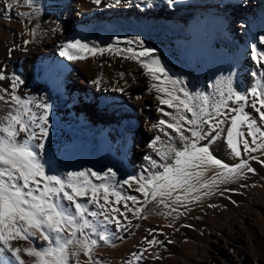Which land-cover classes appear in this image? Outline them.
<instances>
[{"label":"bare ground","instance_id":"6f19581e","mask_svg":"<svg viewBox=\"0 0 264 264\" xmlns=\"http://www.w3.org/2000/svg\"><path fill=\"white\" fill-rule=\"evenodd\" d=\"M10 3L11 0H0V67L7 76H18L22 81L17 82L16 95L33 101L27 105L31 111L23 119L27 120L33 112L37 116L45 114L36 103L50 105L46 113L48 122L41 125L48 134L43 140L33 141L45 145L40 150L45 172L64 176L87 169L103 174L111 169L116 173L113 180L121 185L118 191L135 196L138 201L121 199L115 203V197L111 196L113 203L105 208L88 204L90 210L100 213L96 218L97 230L111 236L108 243L97 235L91 236L98 241L97 246H105L93 249L96 264H264V165L258 162L264 159V149L256 152V159L249 158L243 152L244 137L234 134L241 149V157H236L227 144L230 118L235 115L231 108L242 104L244 112L259 124L251 103L235 102L234 98L228 101V107L221 111L225 115L217 116L226 120L217 131H225L209 148L224 164L235 165L244 159L255 171L244 169L239 178L187 196L182 190L173 191L184 208L182 222L175 230L158 217H139L145 197L135 190L138 184L133 183L131 188L123 184L130 177H150L153 172L163 170L162 167L151 169L145 160V156H151L159 164L164 163L149 146L156 136L168 140L152 126L160 119H170L159 111L169 109L156 99L157 93L151 88L159 81L151 80L136 60L124 59L130 55L127 52L120 55L106 52L77 61L61 55L62 47L74 40L97 48L112 45L136 51L151 49L154 50L151 58L158 59L168 76L179 81V85L185 84L194 97L197 86L199 93L204 92L210 100L219 99L220 87L227 84L223 78L229 76L234 91L247 93L264 82V64L252 59L253 45L258 52H264V43L260 41L264 36V0H173L171 3L133 0L131 5L115 7H106L104 3L96 6L90 0H36L33 7L39 9L38 13L22 2L8 7ZM22 12L29 15H18ZM30 30H35L34 37ZM129 40L133 43L128 44ZM182 61H188L192 68H185ZM120 72L126 74L123 79L118 75ZM98 78L100 83H94ZM9 85L7 79L0 81V87L11 91ZM75 85L82 88H74ZM252 99L249 97V101ZM128 106L141 118L140 126ZM16 107L14 102L0 101V120L10 108ZM186 115L191 118L190 113ZM79 117L86 120V125ZM204 127L211 131L208 125ZM33 130L39 134V127ZM239 131L246 133V124H241ZM248 139L251 142V137ZM205 143L200 141L201 145ZM166 147L167 144H157L161 151ZM206 167L209 171L204 179L224 171L212 165ZM145 169L151 171L146 173ZM90 178L95 184L102 182ZM78 200L85 203L87 198ZM103 203L100 199V204ZM125 203L133 211L124 208ZM112 208H119L124 215L111 211ZM109 215L119 225L108 222L105 217ZM89 232L85 229L86 235ZM148 240L159 243L151 245ZM47 246L46 241L38 238L32 242L10 240L9 246L0 248V264H20L14 248ZM19 255L25 264H33L35 258L23 251ZM80 256V264H85L88 258L83 253ZM69 264H75L74 257Z\"/></svg>","mask_w":264,"mask_h":264},{"label":"snow or ice","instance_id":"6c2138e0","mask_svg":"<svg viewBox=\"0 0 264 264\" xmlns=\"http://www.w3.org/2000/svg\"><path fill=\"white\" fill-rule=\"evenodd\" d=\"M21 2L28 7H33L36 0H11L8 7ZM90 2L96 6L104 3L106 7H115L122 4L131 5L133 0H90ZM169 2L171 3L173 0H169ZM33 11L38 13L39 9L33 7ZM18 15L26 17L29 13L22 12ZM29 34L34 37L35 30H30ZM260 41L264 43V36L260 37ZM29 42L32 41L26 43ZM127 43L132 44L133 41L129 40ZM153 51L151 49L136 51L130 47L120 49L114 48L112 45L97 48L95 45L90 46L80 40L67 43L61 51V55L70 61L86 60L89 56L104 55L106 52L115 55H120L123 52L130 53L129 56H124V59L136 60L146 70V74L150 76L151 80L159 81L158 84L151 85V88L157 93L156 99L162 105L174 110V112H167L163 108L159 109L163 116L170 119H160L152 125L158 128L164 137L168 138V140L162 141L161 136H156L149 145L160 155L164 163L161 165L151 156H145L151 169L162 167V172H153L150 177L146 175L130 177L125 179L123 184L130 188L133 183L138 184L139 187L135 190L141 192L145 199L149 197L148 189H151V198L156 199L157 196H171L176 190H182L183 194L187 196L202 188L211 189L213 186H218L219 183H228L230 180L241 177L244 169L254 172L255 170L244 159L235 165L224 164L213 156L209 145L221 132L225 131L224 129L217 131L221 124L226 123V120H219L217 116L225 115L220 109L227 108V101L234 98L235 102L251 103L259 117V124L257 119L251 118L248 113L244 112L242 104L231 108L230 111L235 115L230 118V128L227 129L229 148L236 157H241L240 142L234 138L235 134V136L244 137L241 141L244 153L264 149V111H262L264 109V82L258 83L256 87L242 94L233 90L229 76L223 78L227 81L225 87H227L228 95L226 97L223 92L220 93L222 99L213 98L210 100L207 96L200 97L199 95L194 97L185 88H176L179 81L168 76L158 59L151 58ZM252 53L253 60L258 64H264V52H258L256 45L252 46ZM140 57L149 59L141 60ZM118 75L123 79L126 74L120 72ZM6 79L10 81L11 91L9 88L0 87V93H2L0 101L6 104L14 102L17 107L10 108L3 120H0V243L9 246L10 240L32 242L37 238L47 242L48 246L42 248H14L13 253L20 264H25L19 255L22 251L29 257L35 258L33 264H69L73 257L75 264H80L81 253L88 258L85 264H96L92 252L93 248L98 245V241L92 239L91 236L97 235L105 243L110 241L111 236L97 230L99 222L96 221V218L100 213L90 210L88 204H96L100 208H105L113 203L109 199L111 196L115 197V203H119L121 199L137 203V198L125 196L118 191L121 185L113 180L116 173L111 169L103 174L92 169L68 172L64 176L46 173L40 155V150H43L45 145L33 143V141L43 140L48 134L47 129L41 125L48 122L46 113L50 105L36 103L35 106L43 108L45 114L37 116L33 112L27 120L23 119L31 111L27 105L32 104L33 101L16 95L17 82L22 83V81L18 76H7L5 69L0 67V81ZM94 83L99 84L100 79L98 78ZM178 93H182L183 98ZM8 96H10V100L6 99ZM249 97L253 98L252 101H249ZM193 101H199V103ZM210 103L214 111H209ZM257 104L259 107H256ZM186 113H190L191 118ZM241 124H246L248 129L246 133L239 131ZM204 125H208L211 131H207ZM34 127H39V134L33 130ZM167 129H170L171 132L166 131ZM22 133L24 138H21ZM172 133H175V136ZM186 133H190V135H186ZM248 137H251V142ZM169 141L173 143H169ZM200 141H206V143L201 145ZM158 143L167 144L166 149L161 151L157 148ZM176 143H179L180 147H176ZM252 159H256V157H252ZM258 162L264 165V159ZM207 165L224 171H218L204 179L205 173L209 171ZM151 169H145V172L147 173ZM90 177H95L102 182L95 184ZM101 192L103 193L102 197ZM78 198H87V201L81 203ZM100 199H103V204H100ZM179 201L178 195L173 202ZM123 206L128 211H133L127 203ZM111 211L120 212V209L112 208ZM120 214L124 215L123 212ZM88 217L93 219L89 220ZM105 218L108 222L115 221L117 225L120 223L110 215ZM85 229L90 230L87 235ZM78 233L86 238L80 239ZM147 242L151 245L159 243L156 240Z\"/></svg>","mask_w":264,"mask_h":264},{"label":"rangeland","instance_id":"374dc122","mask_svg":"<svg viewBox=\"0 0 264 264\" xmlns=\"http://www.w3.org/2000/svg\"><path fill=\"white\" fill-rule=\"evenodd\" d=\"M73 11L75 12L76 10L73 9ZM182 64L184 65L185 68H189V69L192 68L191 67L192 65H190V63L188 61H182ZM225 85H224V88L220 87V89L219 88L218 89L221 92H223L224 96L226 97L228 95V93H227V87H225ZM178 86H179V88H181L183 86H184L183 88H185V84L184 85L183 84H180V85L177 84L176 85L177 89H179ZM70 87H71V89H74V88H77V89L80 88L81 89L82 88V86H80V85H75L74 88L72 86H70ZM77 89H75V90H77ZM194 92H195L194 94L196 96L197 95H199L200 97L206 96L204 92L203 93H199L197 86H195V91ZM179 95H181V97H182V93H180ZM222 98L223 97H220L219 99H222ZM195 103L198 104L199 101H196ZM227 103H228V101H227ZM166 108H168V107L166 106ZM208 109H209V111H214V108H213L211 103L208 105ZM222 109L223 108H221L220 111H222ZM128 110L134 115L133 119L136 122V124L138 126H140L142 124L141 118L137 116L138 114L137 115L135 114L134 109L131 106H128ZM168 112H174V110L173 109H169ZM83 113L86 114V115H90V113H87L86 111H84ZM79 119H81V117H79ZM81 120H83L84 124L86 125V120H84L83 118ZM166 131L171 132L170 129H167ZM253 147H255V146H253ZM256 152L257 151L251 152V153H247V157H249V158L254 157ZM149 191H150L149 192V197L147 199H145L144 202L142 203V205L140 206L141 210H139V217H145V216L158 217L162 221H164L166 224H168L169 226H171L172 228H174L176 230L180 226V224L182 222V218L184 216V208H183V205H182L181 201L173 202L175 200L176 196H177L175 194V192H173L171 196H167V195H165L163 197L157 196L156 199H152L151 198V189H149ZM209 208H213V206L209 205ZM102 247L105 248V246H95L93 249H101ZM0 248H4V245L0 244ZM79 260L82 263L81 256H79Z\"/></svg>","mask_w":264,"mask_h":264}]
</instances>
